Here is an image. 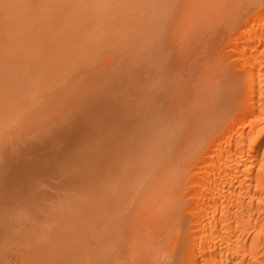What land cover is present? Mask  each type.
Returning <instances> with one entry per match:
<instances>
[{"label": "rangeland", "instance_id": "374dc122", "mask_svg": "<svg viewBox=\"0 0 264 264\" xmlns=\"http://www.w3.org/2000/svg\"><path fill=\"white\" fill-rule=\"evenodd\" d=\"M90 1L93 2V5L90 4ZM96 1L98 2L99 0H96ZM96 1H93V0H89V1L88 0H76V2L75 1L71 2V0H0V115L2 116V117L0 116V123H1L0 126L2 124L7 126L9 123L8 120H12L13 116L18 113L17 111L24 112L26 110V112H27V110L29 109L28 112H31L29 114L30 116L27 117V119H25L26 117L25 118L23 117L21 119V122H20L23 125V122L25 120L26 124H24V125H26V128L29 127L30 125H32V127H33V131L31 129L32 127L29 129V131H31V133L29 131H27L28 132L27 138L24 139L25 136L22 134L23 136L21 138L22 139L21 141L23 144H25L24 146L32 145L34 143H38L39 145L43 144L44 142H46V140H49V139L53 138L55 135H57L59 130H61L59 123L63 122L62 118H65V115L63 116L62 115L63 112L60 111V109L55 106L59 100L60 101L65 100L70 95L74 96L75 95L74 93H76V92H79V94H81V93L86 94L85 91L88 90L87 94H89L88 96H91L90 98H88V99H90V101H88V99H86L88 97L87 94L84 95L85 97L80 95L79 97H77L78 99L75 98L77 103L79 102L78 106L81 105L82 108L87 106L88 108L86 107V109L90 108V110H92L93 109L92 107L96 106V104H94V103L97 102L96 100H98V99H95V95H97V97H100L102 95V97H100L101 99L99 98V100H98L99 103H97V104H101L102 106H104V104L106 105V102L112 103V104L114 103V100H116L114 98H117L115 95H118V93L115 94V92H117L116 89H118V87L116 89H113L112 86H114V87L117 86L116 84H117L118 80L113 81L111 79V77L109 78V76L108 77L106 76L108 79L112 80V83H113L112 86H111L110 80H109L110 84L105 85V83L102 84V82H101L102 85H100L99 81L91 80V79H94L96 77H94L92 75L93 78H91L90 74H92V73L94 74V72L99 70V69H102L101 71H104V70L107 71L104 68H107V69L111 68L112 64H109L110 65L109 67H106L104 65L105 57L109 56V55H107L108 53L116 51L112 54H116V56L118 54L119 55V56H117L118 59H122L121 57L124 56V55L120 56L121 52L120 53L117 52V51H119V49H117L116 46L120 45L119 44L121 42L120 40H122L124 37H125V39L123 41H127L126 40L127 39L126 37H128L127 35H129L130 31L134 32V30L132 28V30L128 29L130 31L125 30L124 34H123V32L117 33L118 28L116 29V27H119V29L121 28L120 25L124 22V21L121 22L123 18H124V20H126L128 22V24H130V22H132L130 27L134 26L133 25L134 19H132V18L137 17L138 18L137 21H139V22L141 21L139 19V17H140L139 15L142 16L141 19L143 18V19H145V21H149L150 26L147 27L148 29L146 28L148 31V34L147 33L146 34L149 35L148 38L150 37V40L154 41L153 45H155V44L156 45L152 46V42H149L147 40L149 43H151L149 46V43L147 44L143 40V45L145 43L146 44H145V46H143L144 50L143 49H141V50L144 51L143 52L144 54L142 53V55L143 56L146 55L145 56L146 58L143 57V59L145 58L143 60L142 55H141V57H140V55L139 56L137 55L138 53H141L142 51L139 52L138 49H136L137 51H135V49H134L133 51H135L136 53L138 52L136 54L137 57H135L136 58L135 61H137V62L133 61L135 58L133 57V55H131L134 58L133 60L130 58L131 61H133V63H130V62L128 63V61H127V63H128V65L133 64L135 67L137 66V68L139 69V66H141V67H142V65L146 66V64L150 61H151V63L154 62L155 64H154V67H152V69L156 68L155 69L156 71L153 70L152 75H150V77L152 76V78L155 80L159 79V81H156V82L161 81L160 83L164 87L162 88V90H159L160 92L165 91L164 89L166 88L167 89L166 94L169 95L172 93L171 92L172 88L170 90V85L172 82L175 81V82L179 83L178 80H180L181 83H183L182 80H185L186 81V82L184 81L185 85L187 83L190 84V82H191V84H193V83L195 85L197 84V90L199 89L198 92H200V88H198V85L203 83V85L205 87H207L208 83H209L210 87L208 86L209 88H206V89L211 91V92H212V90L215 91V93L218 92L217 93L218 96L215 94L217 96L216 100L223 97L220 95H224V97L227 95L225 97L227 99H230L232 96L234 97V94L236 93L235 91H237V89L235 88V85H236L235 81L236 80L233 79L234 78L233 73H231L230 68H229L230 72L228 71L229 73L228 72L226 73V71L224 72V70L228 69V66L224 67V64L226 66V61H224V60H226V59L224 57H221L224 55H220L219 53L222 50L221 53L223 54V45H224L225 40L229 37L228 35H230L232 33V31L237 29V27L241 24V21L246 18L245 16L249 15V12L253 13L252 11H255L256 9H258V7L264 3V0H186V2H185V0H182V1L181 0L180 1L179 0H172V1H170V0L169 1L168 0H150V1L136 0L137 2L134 1L135 3H131V0H130V2H129V0H125V2L124 1L122 2V0L119 2V0H118L115 3H118V4H120L121 2L123 3L124 10L122 8V11L120 9L122 7V5H119V7H120L119 8L118 6H116L117 4L112 2L113 0L112 1L109 0V3H108V0L106 1V3L104 2V0H102L101 2L105 3V4H103V6H102L101 2L97 3ZM114 1H116V0H114ZM175 1H177V4L179 2L178 5L180 7L182 6L181 5L182 2H183V5H188V6L191 5V7L187 8V6H186V8H183L184 9L183 11H185V12H183L182 7H184V6H182L181 10H180L182 12H180L181 14L179 16L178 15L179 11H176L177 14L176 13L174 14L175 10L180 9L179 6L178 7L176 5L174 6V4H176ZM95 2L97 3V5L98 4L100 5V3H101L100 7L102 6L101 7L102 9H99L100 7H98V11H101V12H97V5L95 4ZM109 4H111V5L114 4V6L112 5V7H111V5H109ZM50 7H51V9H50ZM106 7H108V10H106L107 9ZM153 7H155V8H153ZM151 8H153V9L151 10L152 15L150 16L148 13H150ZM173 9H175L173 14L176 15V17L179 16L177 18L174 16L176 18V20H174L173 17H171L173 15V14H171ZM189 9L192 11H189ZM95 10H96V12H95ZM105 10H106V12H105ZM142 10H145L144 11L145 14L143 13ZM148 10H149V12H148ZM102 11H104L103 14H105V13H107V14L103 16ZM125 11L127 12L126 14H125ZM188 11H189V13H188ZM98 13H101V14L98 15ZM146 13L148 15H146ZM185 15H186V17H185ZM93 16L95 17L94 21H93L94 18H92ZM127 16L130 17V19ZM152 16L155 18L153 19ZM182 16H184V17H182ZM178 18H180L179 19L180 21L178 20ZM75 19H77V20H75ZM131 19H132V21H131ZM90 20L93 22H90ZM102 20H103L104 24H107V25L109 24L108 27H110V30L111 29L113 30L112 27H115V29H114L115 31L111 30L112 32L111 31H109L110 33L108 31L107 32L109 33V35L110 34L113 35L114 33H116L117 34L116 38H120V40L117 39L118 42L116 41V38L115 39L113 38V36L115 34L113 36L110 35V37L113 38L112 39L109 37L107 32L106 33L103 32L105 30V25L102 22L98 24V22H100ZM126 21L124 22V24L126 23ZM176 21L178 22V24ZM87 22L93 23V25L90 24L92 27L91 28L89 27V29L87 27L89 23L87 24ZM118 22H120V24ZM142 22H144V21H142ZM184 22H185V24H184ZM83 23H85L86 25H84ZM154 23H156V24H154ZM145 24L148 26V22H146ZM175 24H176V26H175ZM127 25L125 27L129 26V25L128 26ZM157 25H158V27L159 26H162V27H160V28L156 27V30H157V32H156L154 30L155 29L154 26H157ZM101 26L104 27V29L100 28ZM123 27L124 26H122V28L120 29L121 31H124ZM140 27H141V24L139 25V30H141ZM234 27H236V28H234ZM96 28H97V30H95ZM134 28H136V26H134ZM143 28H142V30H144ZM161 28H163V30H160ZM107 29H109V28H107ZM136 29H138V26ZM91 30L97 31V33H94V31L92 32ZM142 30H141V32H144ZM168 30L171 31L172 33L169 32ZM90 32L92 33V35ZM137 32H138V30H137ZM166 32H168V33H166ZM125 33H127L126 36H125ZM105 34H107V35H105ZM120 34H122V37L120 36ZM156 34H158V37L160 36L161 39L157 38ZM159 34H161V35H159ZM44 35L46 36L45 38H44ZM48 35H49V38H48ZM95 36H97L96 40L98 39L96 41V44H97L96 47L93 46V44L95 43V40H94ZM140 36L137 35L138 38ZM174 36L176 37V41H175ZM89 37H90V39H91V37H93L92 40L94 41V43L92 45L89 43L92 41V40L90 41ZM225 37H226V39H224ZM86 38H88L89 40ZM107 39L109 42L111 40L113 41V43L111 42L112 43L111 45H114L115 41H116L115 44L117 43V45L116 46L114 45V47H112L110 45L112 47V51H111V48L108 51H104V49H107V47L109 46L108 45L109 42H107ZM131 39H133V38L131 37ZM142 39H141V42H142ZM130 40L127 42H124V45L126 43L128 44V42L130 43ZM136 40L138 42L140 39L139 40L136 39ZM163 40H165V44H163V42H162ZM85 41L88 42L91 47L93 46L94 49L98 48L97 51L95 49V51H96L95 55H98L99 53L101 54V51H104L103 52L104 54L103 53L101 54L102 55L101 57H103V58H101L100 54H99V58H100L99 60L100 61L99 60L97 61L95 59L98 56L97 57L91 56L92 59H90L89 52H90L91 48L90 49L87 48L88 51L86 50L88 43L86 44L87 46H85ZM101 41H102V43H101ZM123 41H122L121 45L123 44ZM158 41H160V42H158ZM134 42L135 41H133V43ZM175 42H176V45H175ZM140 43H138V45ZM169 43H170V45H173V46H169ZM177 43L179 44L178 48H177ZM104 44H105V46L106 45H108V46H106V48H105ZM215 45H217L219 47L218 48L216 46V48H215L216 51L218 52L219 56L217 55L216 51H213V50H215V49H213L215 47ZM98 46L101 48V51L99 50ZM131 46L128 47V45H127V51L128 52L131 51V50H129V48L130 49L132 48ZM139 46H140V48H143L141 45H139ZM93 47H92V49H93ZM102 47H104V49ZM149 47H152V48L155 47L153 49L154 52L152 53V55H149V54H151L150 52H152ZM167 47H170L169 50L172 49V47H174L175 48V49L173 48L174 52H175V50H177L178 54L179 53L180 54L178 55V54H176V52L173 53V49H172L169 52V56H170L169 57L168 53H167V50H168ZM113 48H116L117 50H115V49L113 50ZM122 48H124V46ZM137 48H139V47H137ZM140 48H139V50H140ZM124 49L126 50V48H124ZM122 50H120V51H122ZM160 50L162 51V53ZM218 50H220V51H218ZM95 51L93 50V53ZM127 51H126V53H128ZM105 53H107V54H105ZM170 53L171 54L173 53V55H174L173 59L175 58V61H177L176 59H178V57H179V59H181V60L178 59L179 61L176 63L177 65L179 64L178 66L175 64V62L173 63L174 66L176 65L177 67L175 66L176 69L173 68L172 72H171V67H173V65H168V64H171L170 62H173V59L172 60L170 59L172 57V55ZM158 54H160V55H158ZM183 54H184V56L181 57ZM216 55L218 57H216ZM147 56H148L149 60L147 59ZM113 58L115 59V55H113ZM126 58H127V56H126ZM137 58H138V60L140 58L141 59L138 61ZM166 58H168V60H166ZM216 58H218V59H216ZM118 59H115V61ZM123 60H124V62H126L125 59H123ZM145 60L148 61L146 64L143 63V61H145ZM167 61H168V63H167ZM216 61H219L218 63L221 64L220 68H219L220 64L217 63V65H216ZM222 61H223V63L224 62L225 63L223 64ZM181 62L184 63V65L181 66L180 65ZM84 63L86 64L85 67L87 66L86 67L87 70L84 68ZM92 63H94V64H92ZM113 63H114V61H113ZM116 63H118V61ZM151 63L147 66L152 65ZM207 64H208V66H207ZM210 64L214 65V66H212V65L211 66L214 67L215 69L211 68ZM81 65H83V66L81 67ZM94 65H96L97 67L96 66L94 67ZM115 65H117V64H115ZM115 65H113V66H115ZM193 65H194V67H193ZM134 66H132V67L134 69H136ZM169 66H171V67H169ZM179 66H181L182 69H183V66H185V68H184L185 71L183 72ZM198 66H200V68ZM74 67H77V68H74ZM92 67L96 68V69H93ZM98 67H100V68L97 69ZM163 67H165V69ZM166 67L168 68V70H166L167 69ZM197 67H198V69H197ZM79 68L83 69V70L85 69L84 70L85 73L80 72L81 70H79ZM88 68H89V70H88ZM91 68H92V72H89L91 70ZM120 69L121 70L122 69L123 70H130L131 68L127 69V65H126V66H122ZM138 69H136V70H138ZM199 69H200V71H199ZM209 69L211 70V72H213L212 69L215 71V72H213L214 75H213V73H210ZM219 69H221L223 71H221ZM136 70H134V71H136ZM145 70H144V68H142L140 70L139 75H137V74L134 75V71H132V70L129 71L131 74L129 72L128 73L130 74L129 76H131L133 74L134 77L137 75V76H141V78H143V76H145V75L147 76V72H145ZM176 70H179V71L177 72ZM108 71H109V69H108ZM163 71L164 72L170 71L172 74L169 73L168 77H169V75H173L172 77L174 79H176V77H177V79L174 80L172 77H169L167 80V78L165 77L166 75L164 74ZM181 71L184 74H181L182 73ZM194 71L196 72V74H195V76H192ZM197 71H199V72H197ZM153 72H154V77H153ZM173 72H175L176 74L178 73L179 75L177 74L178 76H175L176 74ZM118 73H120V72H118ZM148 73H151L150 70L148 71ZM200 73L202 74V77L204 79L201 77ZM120 74L119 75L116 74L115 76H120ZM198 74L200 76H198ZM216 74L218 76L219 75L220 76L216 77L217 76ZM229 74H232L231 76L233 78ZM126 75H128V74H126ZM181 75H182V77L184 75L185 76L189 75V76H186L185 78L190 77L191 79L190 78H189V80L182 79ZM123 76H120V78ZM137 76H136L137 79L136 78H133V79H136L137 81H139L140 78ZM196 76H198V77H196ZM131 77H128V78H131ZM199 77H201L200 79H202L203 82L200 79H198ZM229 77H231V78H229ZM145 78H143V79H145ZM152 78H150V79H152ZM211 78L214 79L213 82H212ZM219 78H221V79H219ZM89 79L92 81L94 86H96V85L101 86V89H98L100 87L97 88V90H99L101 93L97 92V91H96V93L94 92L95 88L93 89L94 86L92 87ZM115 79H119V78H115ZM125 79H126V77H125ZM192 79L195 80L196 82L198 81L199 84H198V82L195 83V81H193ZM121 80L122 79H120V81ZM230 80H232V82H234L235 85H234V83L232 84V82ZM115 81H117L116 84L114 83ZM127 81H129V80H127ZM142 81H144V80H142ZM123 82H124V80H123ZM123 82H121V83H123ZM132 82L134 83L135 81L131 80L130 86H133ZM141 82H140V84H141ZM152 82L150 84H152ZM153 83H155V82H153ZM160 83H158V84L160 85ZM178 83L177 84L175 83V84L177 86L179 84H181V83H179V84ZM88 84H90V85H88ZM123 84H121V85H123ZM128 84H130V83H128ZM145 84H144V86H146ZM158 84L151 87L153 90V88L155 86H157V87H155L156 88L155 93H157V95L160 93V92H157V90L161 86V85L158 86ZM213 84H215V86H217V88L215 86H213ZM142 85H143V83H142ZM104 86H105V89L103 91L102 88ZM140 86L137 85L136 87H138V88H136V87L135 88L139 89ZM147 86H148V84H147ZM150 86L151 85H149L148 87L150 88ZM172 86H173V84L171 85V87ZM177 86H176V90L178 89ZM87 87H88V89H87ZM182 87H185V86L183 85ZM188 87H189V85H188ZM218 87H220V89ZM226 87H228V89ZM145 88L142 87V91H140L139 93L143 92ZM173 88H175V86H173ZM181 88H179L178 90H180ZM189 88L190 89L192 88L191 85ZM194 88H195V86H194ZM90 89L93 90L92 94H91ZM130 89L132 90V88H130ZM82 90H84L83 91L84 93L82 92ZM101 90L103 91V93L105 95L102 93ZM105 90H107V91H105ZM169 90L171 93L168 94ZM173 90H175V89H173ZM201 90H202V87H201ZM207 90H206V92H208ZM132 91H131V93H132ZM148 91L146 89V92H148ZM191 91L194 92V90H191ZM191 91H189V92H191ZM149 92L147 94H149ZM180 92H181V90H180ZM180 92L176 93L175 91H173V93H175L174 94L175 96L173 99L174 101L172 100L173 94H172V96L171 95L166 96V95L162 94V92H161L162 95L159 94V96L161 97L164 95V99L166 100L165 103H168V104H169V102L175 103V97H176V102H177V98H179L178 94L180 96ZM204 92L205 91L203 88L202 93L206 94V92L205 93ZM211 92H209L208 95L206 94V96H209L210 94L213 95ZM93 93L95 95H93ZM98 93H100V94H98ZM112 93H114V94L112 95ZM131 93L129 92V94H127V95H130ZM155 93H153V94L156 96ZM192 93H189V95H191ZM227 93L229 94V96H231V93H233V94L231 97H228ZM68 94H70V95H68ZM145 94L144 93H142V95L140 94V97L136 96L139 94L130 95L129 97H131L132 101L131 100H130V102L126 101V105L124 102L123 103L124 105L122 104V106L117 104V106L119 105L121 107V109L117 110V113L119 112V114H120L121 111L123 113V110H124L125 112L123 113L122 116L123 117H124V115H126V117L129 116V118L124 117L128 120H125L126 121V122H124L125 130L123 129L124 135L126 134L128 137V139L126 137H125V139L131 141V142L128 141V144H126L127 147H126L125 151L129 152V158L125 162V166H126L124 168L125 170L119 169V167H117L118 169H115V170H114V168H111V172L109 174H107V176H105V175L99 176L98 177V183H99L98 185L99 186H97V189L94 191L93 194H92L93 190L91 192V194H92L91 198L92 199H90L88 197L90 192L86 193V195L88 194L86 196V199L88 197L89 201L85 199V196L82 195L81 192H79V193L74 192V191H77L76 188H73L72 190H70L71 187L68 188L64 184L60 185V179L59 178H41V177H39L37 179L29 178L28 180L30 182H33V188L34 189L33 190L29 189V192H27L26 189H28V188L24 186L25 188H23V189L26 191L27 198L29 197V200H27V198H25V195H23V197L26 200L22 197V201L19 202L21 205L24 206V209H22V210H25L29 207V206L27 207V204L29 202L30 203L33 202L30 205H32L34 207L33 204L36 203L35 204L36 205V210H35L36 216L41 215V213L44 214L43 211H46V210H43L41 212V210L44 207L43 203L50 204L52 201L57 200L56 199L57 196H59V195L62 196L61 194L64 192V193L68 194L67 198H65L66 202L72 203L71 201L73 200V204H75L73 209H72L73 211L71 212V214L68 215L69 219H72V221L74 222V225H72L73 222L71 220L67 221V219H68L67 217L63 220V218L60 219V217H56L54 219V217L51 216L53 218L52 219L50 217V214L47 215L50 217V218L47 217L50 220L49 222L45 221L47 218L45 219L43 217V215L41 216L42 220L37 219L39 217L37 216V218H35L36 216L32 215L33 212L31 211L32 213H30V214L36 219V220H34V219H32L33 217H31L29 215V211L32 209L28 208V211L27 210H25V211H26V213L28 212V215L31 218L29 216H27L26 213L21 216V217L25 216L24 218L20 219L21 217H18L20 220L15 218L16 221H15V223L13 222V224L11 225L10 232L7 231V233L4 236H3L4 232L2 234H0L3 237V239L1 238V240H3V241L0 240L2 242L1 245L5 244L4 239L7 236L5 239V241H7L5 244V247L2 246V248L4 247L3 250H2L1 245H0V248L2 250V251L0 250V252H1L0 253V259H1L0 264H13V263H15V264H30L31 262H32L31 264H65V263L66 264H76V263L77 264H101V263L102 264H140V261H139L140 255L145 256V254H147L146 256H149L148 254H150V258L149 257H143L141 259V262H143L144 264H148L149 262H150L149 264H167V263L168 264H175V263H173L174 262L173 261L174 256L170 257L169 256L170 252L167 250L168 248H165V247H167L166 245H169V243H170L168 241H171V240L167 239L168 241L166 240V243L168 242V244L164 245L165 239L162 240V238H161L160 242L161 243L164 242V243H162V244L160 243V245H159L158 244L159 242H156L157 246L155 247L154 246L155 243L154 244H153V242L151 243L152 240H150V242L147 243V241H149V240H146L145 238H146V236L149 237L150 232L148 233V230L149 231L152 230V228H151L152 226H150V225L154 224V222H153V221H155L154 217H156V219H158L162 215V213H164V211L162 212V209H163L162 206L163 205L161 202L170 201L167 199L172 197V196L171 197H169V196L172 194V189H174L173 186H176V184L178 182L175 180H178L180 178V176H179L178 179L176 178L174 180V177H175L174 175L178 174L181 171V168L179 167V165H177V163H178L177 161L182 159V156L185 155L186 152H182L181 154H183V153L184 154L181 155L180 152L183 148L179 147V145H178V147L180 148V150H178L179 151L178 153L176 151H174V149H173V151L176 152V153L172 152V154L175 155L174 159L176 162L175 161L174 162L176 164L174 163V165H172L173 166V168H172L171 163H169V161L172 159L173 156H171L172 154L169 151L173 147L175 148V146L172 147V143H170L171 147H170V145H168L170 139L166 140L168 142H166L167 143L165 145L166 147L163 146V148H162V146L160 147V145H159L160 143H157V141L160 142L164 136H165V138H164V140H165V139H168V138H166L167 135H169V138L170 137L173 138L176 134H177V136H179L181 133L183 134V136L181 134L183 140H182V138H180L179 140L183 141L184 145H185V143L190 142L189 139L190 140L195 139V141H197L198 139L200 140L201 139L200 134L202 135V133L199 132V128H200V130H203L202 132H204V129L209 130V128L211 126H214L213 122L216 124H217V122H220L221 120L219 117H221V115L218 117L219 112H221L222 114L224 113V115L226 114L225 110H227V108L231 107L230 105H228L229 101L231 99L229 101L227 100V102H226L225 98H224L225 100L220 99L221 101H219V100L217 101V104L220 102L218 105L216 104L215 101L213 103L201 102L203 104L202 105L203 108H204V104H209V103L214 104L215 103V105H210V106L214 107L213 109H215V111H217V112H213L214 110H212V108H209V110H207V111H205V110L202 111L203 110L202 109L199 111L200 114L202 115L200 120H198L199 118L197 117V115H200L198 113L196 114V116L194 118L189 119V123L190 122L193 123V125H192V123H191V125L194 129L192 127L191 128H192V130H195L194 132H195L196 137L192 136V138H187L189 136V134H191L193 132V131L191 132L189 130V125H190L189 123H187L189 125L184 123V124H186L185 125L186 127L188 126L187 131L184 128L185 126L182 127V124L180 125V122H178L179 124L177 123L178 126L180 125L186 132H184L181 127L180 128L182 129V131L180 130V128L178 126H176L174 129L175 130L178 129V132L176 134L174 133L173 137L171 136V133H170L171 131L165 135V133H166L165 128H164L165 133L161 134L160 131H163L162 126L165 124L164 121L166 120L163 116V113L165 111V108H167L168 106L167 107L164 106L165 108L163 109V104L161 102H159V100L156 101L157 100L156 98L160 99L158 96H156V98L154 96V98L156 99L154 101V99L151 97V96H153L152 91L150 92L151 95H149L148 97H145L144 96ZM184 94H186V90H185ZM194 94H195V92H194ZM198 94L199 93H197V95ZM46 95H47V98H46ZM107 95L112 100L111 99L107 100ZM165 96H166V98H165ZM167 97L171 98V99H168ZM189 97H191V99L194 98V97L192 98V96H189ZM189 97H187V99ZM27 98H28V100H27ZM91 98L93 101L91 100ZM146 98L148 100L150 98V100H152V101H150V100L148 101V100H146ZM161 98H163V97H161ZM184 98L182 95V99H184ZM207 98H204V100ZM94 99H95V101H94ZM144 99L146 102L144 101ZM164 99H162L163 100L162 102H164ZM182 99H178V101L182 100ZM186 100H185V103L188 102V100H187V102H186ZM193 100L190 104L188 102V104L183 103V105L181 104L183 102V100L181 102L180 101L177 102L180 104V107L182 109L184 107H186V111L184 109H183V111H185L188 116L189 115L191 116L192 113H191V111H188L189 109L187 110V108L190 107V109H192L191 107L194 104L198 105V102H194ZM201 100H203V98H201ZM232 100H233V98H232ZM232 100H231V102H232ZM23 101L25 103H21ZM123 101L124 100H122V102ZM222 101H225L226 103H228L226 105H228L230 107H227L225 105V102L222 103ZM63 102L64 101H62L60 103V105L63 104ZM89 102L92 104H89ZM122 102L120 101V103H122ZM231 102H230V104H231ZM44 103H46V104H44ZM117 103H119V102H117ZM37 104H39V105H37ZM85 104H87V105H85ZM88 104L92 107H90ZM156 104L158 107L161 105L160 108H158V107L157 108L159 110L158 112L160 114V120H162L161 123H163V124L160 125L159 124L160 121H158V123L154 122L152 124V128L156 127L154 124H156V123L159 124V127H158L159 129L157 128L158 129V130L156 129L157 131L152 130L151 133L149 132V134H151V135H149L147 137L145 136L147 142L145 141L144 137H142L141 135H137V137H135V138L133 137V139H131L133 134L135 135V133H134L135 129L138 128V130H139V128H140V126H138V127H136V126L140 124V122L142 121L143 118H144L143 120H146L149 117L148 116L149 114L151 116V113L155 109L154 105H156ZM168 104H166V105H168ZM221 104H222V106H221ZM45 105H47V106H45ZM114 105L115 104H113V107H115ZM140 105H141V109L139 107H136V106H140ZM224 105L227 107L226 109H225ZM26 106L29 108H27ZM100 106L98 108H100ZM207 106H205V107L206 108L210 107V106H208V107ZM37 107H38V110H37ZM33 108H36V109L33 110ZM43 108H45V109H43ZM98 108L94 107L95 110ZM130 108H132V109H130ZM138 108H139V110H137ZM157 108L155 109V111L157 110ZM142 109L144 112V114H143L144 117L141 114L142 117H140L138 119L139 115L137 114V112H139ZM40 110L42 112V115L39 112ZM126 110H127V113H126ZM136 110H137V112H136ZM43 111H45L46 114L43 113ZM148 111H152V112L148 113ZM155 111L153 112V114L157 112V111L156 112ZM37 112H39V113H37ZM188 112H190V113H188ZM32 114H33L34 118H32V116H31ZM159 114L157 113L156 115L158 116ZM183 114H184V112H183ZM11 115H13V116H11ZM43 115H46V116H43ZM36 116H38L39 118L37 117L38 118L37 119ZM154 116L155 115H152V117H154ZM184 116H186V114ZM214 116H216V119ZM145 117H146V119H145ZM217 117L219 119H217ZM124 118H123V120H124ZM154 118L157 119V117H154ZM47 119L52 120L53 123L51 124L50 122H48ZM150 119H152V121H154L153 118H150ZM147 120H146V122H147ZM158 120H159V117H158ZM180 120L181 119L179 118V121ZM216 120H217V122H216ZM218 120H220V121H218ZM30 121H31V123H30ZM136 121H138L139 123ZM35 122H38V123H35ZM41 122H42V124H41ZM113 122H114V120H113ZM168 122H170V121H168ZM176 122H177V119H176ZM209 122H211V123H210V126L207 128L206 124L208 125ZM28 123H29V125H28ZM47 123H50V125ZM126 123H128L129 127H126V126H128ZM4 125H2L3 128H4ZM6 126H5V128H6ZM37 126H39V127H37ZM202 127H205V128L202 129ZM3 128H0V135H1V137L3 135L4 137H2V138L5 139L7 137V135L9 134L10 130H8V128H6V129L4 128L5 129L4 130ZM47 128H48V130H50L49 132H48ZM160 128H162V129L160 130ZM2 129L4 130V132L1 131ZM174 129H172V130H174ZM35 130L37 131L36 133H35ZM149 130H150V128H149ZM179 130H180V133H179ZM45 131L48 134H46ZM118 132H121V131L119 130ZM118 132L115 135L117 137L116 140H121V138L124 137V135L121 134L123 131L119 135H118ZM139 132H140V130H139ZM156 132H159L160 137H162L161 139L158 136L159 134H156ZM2 133H5V134H2ZM186 133H189L188 136H186L187 135ZM131 134H132V136L130 137ZM155 134H156V136L159 137V139L155 140V138H156ZM31 135H32V137H30ZM189 137H191V136H189ZM41 138H43V140H44L43 142L41 141L42 140ZM175 138H176V136L174 137V139ZM176 139H178V138H176ZM199 140H198V143H199ZM123 142H124V139H123ZM143 142H146V143L143 144ZM164 142H162V143H164ZM171 142H173L172 139H171ZM193 143H195V142H193ZM193 143H190L191 147L195 146V145L192 146ZM183 144H181V146ZM173 145H175V144H173ZM184 145H183V147H184ZM196 145H197V143H196ZM2 147H4V145H2ZM178 147H176L175 149H177ZM27 149H28V147H27ZM25 151L26 150H24L23 152H25ZM111 153H114V151ZM119 155L121 156V155H123V153L121 152V153H119ZM119 155H115V157L119 156ZM177 155H179V156H177ZM24 157H25V154L23 153L22 156L19 157V160H22ZM17 160L18 159H16V161ZM111 161H112V159H111ZM170 166H171V168H170ZM174 167H177L176 170L179 169L180 171L177 172L178 170L176 171L174 169ZM167 170H168V172H167ZM172 170H175L177 173L175 171H172ZM173 172H174L173 177L169 176L170 175L169 173L173 174ZM119 173H121V174H119ZM179 175H180V173H179ZM167 176H169V177H167ZM172 178H173V180H172ZM0 180H1L0 181V186H1L0 188H3V184H2L3 178H1ZM93 180L97 181L96 179H93ZM169 180H172L171 183H169L170 182ZM166 181H168V183H166ZM174 181L176 182V184L171 186V184ZM161 182H163V183L161 184ZM36 183L38 184L37 186H36ZM95 183H97V182H95ZM161 185L162 186L164 185V186L162 187ZM168 185H170V186H168ZM30 187L32 188V186H30ZM92 188H93V186H92ZM164 188L166 191V193H165L166 196H164L163 193L161 192V190ZM41 190H43V191H41ZM3 191H4L3 189L2 190L0 189V193H2ZM32 191H33V193H32ZM47 191H49V192H47ZM168 192H170L171 194ZM38 193H39V195L37 196ZM24 194H25V192H24ZM80 194L82 197H79ZM34 195H36L37 197ZM167 195H168V198H166ZM147 196H149V197H147ZM153 196L156 199H154ZM161 197H163V199ZM42 198H44V199H42ZM49 198H50V200H48ZM78 198L80 200H78ZM153 199L155 201H153ZM160 199H162V200L160 201ZM77 200L79 202L83 201L84 204L76 202ZM158 201H160V202H158ZM85 202H88V203H85ZM156 202H158V203L156 204ZM159 203H161V205H159ZM48 204H47V206H49ZM77 204H80V206ZM85 204L87 206H88V204L89 205L91 204V205L87 208V206ZM47 206H45V207H47ZM160 207H162V209ZM30 208H32V207H30ZM151 208H153V209L151 210ZM160 209L162 212L161 214L159 211ZM169 212H171V211H169ZM150 214H152L153 217L150 216ZM171 214L168 213V216L170 217ZM83 215L85 216L84 218H83ZM26 216H27V219H26ZM28 217H29V220H28ZM45 217H46V215H45ZM149 217H151L152 219H150ZM169 217H167V219H169ZM165 218H166V216L164 215L163 220H165ZM170 218H172V216ZM160 219H161V217H160ZM167 219L165 221L170 223L171 221L169 220L170 221L169 222ZM163 220L162 219L158 220V222L155 221V223L157 222L158 224H161L162 226L160 225L159 226L160 228L161 227L165 228V226L167 224ZM159 221L160 222L163 221L164 223L163 224L159 223ZM29 222H34V223H33V225H31L32 223H29ZM67 222H72V224L67 223ZM172 222L170 223V226H172ZM81 224H82V226H81ZM83 225L85 226L84 228H83ZM163 225H164V227H163ZM147 227H149V229ZM156 227H158V226L156 225ZM167 227H166V229H167ZM145 228L147 229L146 232L144 231ZM160 228L157 229L156 233L158 232L157 234L160 233L162 235L164 230H160ZM154 229H155V227H154ZM74 230H76V231H74ZM142 230L145 233H143ZM73 231L75 233L74 236L72 235V234H74ZM67 232H69L70 234ZM152 232H154V231H152ZM66 235L67 236L71 235V236H69V239H68V238H66ZM150 235L153 237V234H150ZM63 236L66 239H64ZM155 236H157V235H155ZM71 237H72V240H71ZM74 237H76V238H74ZM159 237H160V235H158V238ZM161 237H163V236H161ZM150 238L151 237H149L148 239H150ZM17 239H19V240L17 241ZM103 239H105V240H103ZM109 239H110V241H109ZM156 239L157 238H155V240ZM159 240H160V238H159ZM159 240H157V241H159ZM153 241H154V239H153ZM95 242H97L99 244L97 245ZM152 244H153V246L150 247V245H152ZM57 246H58V249L59 248L61 249V251H60V249L57 251L54 250ZM90 249H92V251ZM151 249H152V251H151ZM158 249H159L158 252H160V253H158L157 251L155 253L154 251L158 250ZM89 250H90V252H89ZM93 250H94V252H93ZM58 251H59V253H57ZM91 252H92V254H90ZM95 252L97 253V255ZM114 253H116V254H114ZM94 255H96V256H94ZM98 255H100V257H102L103 260H101L102 259L101 258L100 260L98 259L99 261H97V259H95V258H97ZM104 256L106 257V259H109V260H105ZM135 256H136V258L139 257L137 261H136V258H134ZM151 257H152V259H154V258L155 259L157 258V259L155 261L153 260L154 262H152V261H150ZM72 258H74V259H72ZM145 258H146L148 263L144 261ZM168 260L171 262L169 263ZM134 261H136V262H134ZM71 262H73V263H71ZM143 263H141V264H143Z\"/></svg>", "mask_w": 264, "mask_h": 264}, {"label": "bare ground", "instance_id": "6f19581e", "mask_svg": "<svg viewBox=\"0 0 264 264\" xmlns=\"http://www.w3.org/2000/svg\"><path fill=\"white\" fill-rule=\"evenodd\" d=\"M72 1H75L76 2V0H71V2ZM93 1H96V0H93ZM101 1L102 0H99L98 2L97 1L96 2L99 3ZM106 1L107 0H104L105 3H106ZM110 1H112V0H110ZM117 1L118 0H116V1L113 0L112 2L115 3ZM120 1L121 0H119V2ZM123 1L125 2V0H122V2ZM134 1L137 2L136 0H133V1L131 0V3H135ZM147 1H150V0H147ZM170 1H172V0H170ZM91 2L92 1H90V4L93 5V2L92 3ZM96 2H95V4L97 5ZM122 2L120 4L115 3V4H117L116 6H118V7H119V5H122L121 8L119 7L121 9V11H122V8L124 10L123 3ZM129 2H130V0H129ZM175 2H176V4H174V6L176 5L178 7L179 6L178 5L179 2H178V4H177V1H175ZM185 2H186V0H185ZM101 3H102V6H103V4H105L103 2H101ZM101 3H100V5H101ZM108 3H109V0H108ZM100 5L99 4L97 5V12H101V11H98V7H100ZM109 5H111V4H109ZM112 5L114 6V4H112ZM112 5H111V7H112ZM181 5L184 6V7L181 6L182 7V11L184 10L183 8H186V6H187V8L191 7V5H189V6L188 5H183V2L181 3ZM51 7H50V9H51ZM101 7L99 9H102ZM181 7L179 6V8H180L179 10H175L176 8L173 9V11H172L171 14H173V12L175 10L174 14L176 13V11H179L178 12V15L180 16V14H181L180 12H182V11H180L181 10ZM106 8H107L106 10H108V7H106ZM153 8H155V7H153ZM153 8L150 9V13L151 14L148 13L149 10H148V12L146 11L150 16L152 15V11L151 10ZM106 10H105V12H106ZM142 11L144 13L145 10H142ZM189 11H192V10L189 9ZM189 11H188V13H189ZM95 12H96V10H95ZM103 12L104 11H102V14H103ZM183 12H185V11H183ZM252 12L253 13H250L249 12V15L248 16L247 15L245 16L246 18L244 17L245 19L241 21V24L239 23L240 25L237 27V29H235L236 31L235 30L232 31V33L230 35H228L229 37L227 39H226V37L224 38L226 40H225L224 45H223V54L221 53L222 50H221V52L219 54L220 55H224V56H221V57H224L226 59V60L223 59L224 61H226V66L224 64L225 62L223 63V61H222V63L224 64V67H227L228 66V69L227 70H224V72L226 71V73H227L229 71V68H230L231 73H233V77L234 78L231 76L232 74H229V75L234 80H236L235 81L236 85H235L234 82H232V80H230V81L232 82V84L234 83L235 88L237 89V91H235L236 93L234 94V97L232 96L233 93H231V96L232 97L229 96V94L227 93L228 94V97H231L230 98L231 100L233 98L232 102H231L230 99L225 98L227 95L225 97H224V95H220V96H223V97L220 98L221 100H223L224 98L226 99V102H227V100L228 101L230 100L229 101V104L226 103L225 101H222V103L225 102V105L228 104L231 107L228 106V105H226L227 107H230V108H227L224 105L225 106V109L227 108V110H225L226 111L225 112L226 113L225 115H224V113L222 114L221 112H219L218 117L221 115V117H219L221 121L220 120H218V121H220L221 123L220 122H217V120H216L217 124L213 122L214 126H211L209 128V130L208 129H204V132H202L203 130H200V128H199V132L202 133V135L200 134L201 139L200 140L198 139L199 140V143H198V140L195 141V139L194 140L191 139L192 140L191 141L189 139L190 142H188V143H185L184 142L185 143V145H184L183 144V141L179 140L180 138H182L183 134L181 133L182 136L180 134L179 135L180 137L177 136L176 133L178 132V129L175 130L174 128L176 126H178V124H179L178 122H180V125L182 124V127H184L187 123H189V119L194 118L197 113L200 114L199 111L202 110V109H203L202 111H204V110L207 111V110H209V108H212V110H214L213 112H217V111H215V109H213L214 107H211L210 105H215V103L214 104H211L214 101L216 102V104H217V101L218 100L221 101L220 99H217L216 100V98L218 96V94H217L218 92L215 93V91H213V90L211 92V91H209V90L206 89V88H209L210 85H209V83H208V86L209 87L208 86L205 87L203 85V83H202L203 81H202V79H200L202 77V74L201 73H200L201 77L198 78V79H200L202 81L201 82L202 84L198 85V88H200V92L201 93L198 92L199 89L197 90V84L195 85L193 82H192L193 84H191V82H190V84L187 83L189 85V87L191 85L192 88L190 89L187 84H186L187 86L185 85V82H186L185 80H182L183 83H181V81L178 80L179 83H181V84H179L178 82H175L174 81V80L177 79V77H176V79H174L172 77L173 75H169V77H172L174 79L173 81L176 84L178 83L179 85L177 86L174 82L171 81L172 82V83L170 82L171 85L173 84V86H175V88H173V86L171 87V85L169 84L170 85V90L172 88V91H171L172 93L169 90L168 94L169 93H171V94L167 95L166 94L167 93L166 92L167 89L165 88L164 89L165 91H161L162 94H164L166 96H170V95L172 96V94H173V96H172L173 97L172 100H173L174 99V96H175L174 95L175 93H173V91H175L176 93H179L180 90H181V92H182V93L180 92V96L181 97L178 94V97L179 98H177V102H179V101L181 102L183 100V102L181 103L183 105V103H185V100L187 99V97L192 96V98L194 97L193 98L194 100L191 99V97H189L190 99L189 98L187 99L188 102H189V104L193 100L194 102H198V105H195L194 104L191 107L192 109H190V107L187 106L188 107L187 110L189 109L188 111H191V113H192L191 116L190 115L188 116L187 113L185 112L186 111V107L183 108L185 110V111H183V109L180 107V104L176 102V97H175V103H170L169 101H168L169 104L168 103H165L166 100L164 99V95L161 96L163 98H161L159 96V94L162 95L159 90H162V88L164 86L161 85V83H160L161 81L160 82H156V81H159V79L155 80V79L152 78V76L150 77V75H152V71L156 69V68L152 69V67H154V64L155 63L154 62L151 63V61L148 62L147 60H145L146 62L143 61V63L144 64H146L147 62L148 63L146 64V66L145 65L144 66L142 65V67L139 66V69L137 68V66L135 67L133 64H129L128 65L129 62L130 63H133V61L136 60L135 57H137V55L138 56L140 55V57H141L142 53L144 52L143 51L144 50V47L143 46H145L146 43L148 44L149 42H152V46H155L156 45V44L153 45L154 41L153 40H150V37L148 38L149 35H147L148 34V31H147L148 28L147 27L150 26V23H149V21H145V19H143V18L141 19V17H142L141 15H139L140 16L139 19L141 20L140 21L141 23L139 21H137V19H138L137 17L136 18H132V19H134L133 20L134 21L133 22L134 23L133 25L136 26V28L138 26V29L134 28L133 25H132L133 27H130L132 22H130V24H128V22L126 20H124V18L122 19L121 22H123V21L125 22L126 21V23L124 24V22H123L120 25L121 28H122V26H124L123 27L124 28V31H121L120 30L121 28L119 29V27H116V29L118 28V30H119V31L117 30V33H122L123 32V34H124L125 30L130 31L133 28L134 32L130 31L129 35H127L128 37H126L127 38L126 39L127 41H129L131 39V37L133 38V39L130 40V43L129 42H128V44L126 43L128 45V47L132 45L131 46L132 48L131 49L129 48V50H131V51L128 52L127 51V45L126 44H125L126 46L124 45V42H127V41H123L125 39L124 36H123L124 38L122 40H120V38H116L117 37V34L116 33H114L116 36L114 34H113L114 36L110 34L111 36H113L114 39L116 38V41L117 42H118V40L121 41L119 43L120 45L116 46L117 43L115 44L116 41L114 40L115 41L114 42V45L116 46L117 49H119V51H117V52H119V53L121 52L120 53V56L121 55H124V56L121 57L122 59H118V57H117V56H119L118 54H117V56H116V54H112V53H114L116 51L110 52L108 54L105 53V54H107L109 56L106 55L107 57H105V60H104L105 63H104V65L106 67H109L110 66L109 64H112L111 68H108L109 71H108L107 68H104L107 71H105L104 69H103L104 71H101L102 69H99L100 67H98L97 69H99V70H97V71L94 70L95 71L94 74L93 73L90 74L91 75V78H93L92 75L94 77H96V78L91 79V80L99 81L100 82V85H102L103 83H105V85L110 84L109 82L111 81V86H112V84H113L112 83V80L113 81L114 80H118L119 83L117 81L114 82L115 84L117 82V84H116L117 86H115V87L112 86L113 89H116L118 87V89H116L117 92H115V94L118 93V95H115L117 98H114L116 100H114V103H113V104H115L114 105L115 107H113V104L112 103H107V102H106V105L104 104V106H102L101 104H97V103H99L98 100H99L100 97H102V95L100 97H97V95H95L93 93V95H95V99H98V100H96L97 102L94 103V104H96V106H94V107L95 108H98L100 105L102 107L100 106V108L96 109L97 110L96 111L94 109V107H92V106L89 105V104H92V103L89 102L88 105L90 107H92L93 109L92 108H91L92 110H90V108L89 109H86L87 106L84 107L85 108L84 109V108L81 107V105L78 106V103L79 102L77 103V101H76L75 98L79 97L80 95L81 96L86 95L87 92H88V90L85 91L86 94H82L81 92H80L81 94H79V92L74 93L75 94L74 96L68 94L70 96H68L65 100H62V101H64L63 104L60 105V103L62 101L59 100L57 102V104L55 105L57 108L60 109V111L63 112L62 115L63 116L65 115V118H62L63 119V122L60 121L61 123H59V126L61 127V130H59V132L57 133V135H55L53 138H51L49 140H46V142H44L43 144H40L39 145L38 143H34L32 145H26L28 147V149H27L26 146H24L25 144L22 143V141H21L22 139L21 138H22L23 135L25 136L24 139L27 138V133H28L27 131H29V129L32 127V125H30L29 127L26 128V125H24V124H26L25 120L23 122V125L20 122H21V119L23 117L24 118L26 117L25 119H27V117L30 116L29 114L31 112H28V110H29L28 109L27 112H26V110L25 111L23 110L24 112L17 111L18 113L17 112L16 113L18 115L17 114H15L14 116L11 115V116H13V118H12V120H8V122H9L8 125L6 126V125L2 124V125H4V128L6 126V128H8V130H10L9 134L7 135V137L5 139L2 138V137H4L3 135H2V137L0 135V179L3 178V180H2L3 188H0V189L1 190L2 189L4 190L2 193H0V234H2L4 232V234H3V236H4L7 233V231L10 232L11 225L13 224V222L15 223V221H16L15 218H17L18 220L24 218L25 216H23V217H21V216L26 213L25 210L28 211V208L29 209H32V210L29 211V215L31 217H33L32 215L36 216V212H35V210H36V205L35 204L36 203L33 204L34 205V207H33L32 205H30L33 202H31V203L30 202L29 203L27 202L28 203L27 204V207L28 206L29 207L27 209H25V210H22V209H24V206L19 203L20 201H22L23 195H25V198H27L26 191L29 192V189H31V190L34 189L33 188V182H30L28 180L29 178H35V179H37L39 177H41V178H59L60 179V185L64 184L68 188L71 187L70 190H72L73 188H76L77 191H74V192H78V193L81 192L82 195L85 196V199H86V196L88 195V194L86 195V193H89L90 192L88 197L90 199H92L91 198L92 197V194L97 189V186H99L98 185L99 184L98 183V177L99 176H101V175L107 176V174H109L111 172V168H114V170L115 169H118L117 167H119V169H124L126 167L125 166V162L129 158V152H126L125 151L126 150V147H127L126 144H128V141L129 140H126L125 139V137L127 139H128V137H127L126 134L124 135V130H125L124 122H126L125 120H128L126 118H129V116L126 117V115H124V117H126V118H124L122 115H123V113L125 111L123 110V113L121 111V113L119 114V112L117 113V110L121 109L120 106H122V104L124 102H125V105H126V101H129L130 102V100H131V97H129L130 95L139 94V95H136V96H139L140 97V94L142 95V93H144V94L146 93L144 96L145 97H148L149 95H151L150 92L152 91V95L153 96H151V97L154 99V101L156 99H157L156 101L159 100V102H161L163 104V109L165 108L164 106H166V107L168 106L167 108H165V111L163 110L164 111L163 116L166 119L164 121L165 122V124H164L165 126L164 125H163L164 127L162 126L163 129L160 128V130L162 129L163 131H164V128H165L166 133H165V131L164 132L163 131H160V130L159 131L161 132V134H164L165 133V135L168 132L171 131L170 132L171 133V136L173 137L174 136V133H175L176 134L175 135L176 138H178V139H176V138L174 139L175 136L173 138H171V137L169 138V135H167L166 138H168V139H165L164 140V138H165V136H164L163 139H162L163 141L161 140L162 142L165 141L164 143H162L161 141L160 142L157 141V143H160L159 144L160 147L162 146V148H163V146H165L167 144L166 142H168L166 140H169L170 139V141L168 143V145H170V147H171V144L170 143H172V147L175 146V148L178 147V145H179V147H181L183 149L185 148L184 150L183 149L181 150L180 154L182 152H186V153H185V155H183L184 153L181 154V155H183L182 156V159H180L179 161H177L178 162L177 165H179V167L181 168V171L179 169H177L178 171L176 170V168L178 167L177 165H176L177 167H174V169L177 172L180 171L179 172L180 175H179V173L176 174L177 172L175 170H172V171H175L176 172L175 174L177 176L174 175V172H173V174L169 173L170 174L169 176H171V177H173V175L175 176L174 177V180L176 178L178 179L179 176H180V178L178 180H175V181H178L177 184H176L175 181H174L175 183L173 182L171 184V186L172 185H175V184H176V186H173L174 189H172V194L170 192H168V193L171 194L169 197L172 196L171 198L167 199V200H170V201L161 202L162 205H163L162 206L163 209H162V207H160V208L162 209V212L164 211V213L161 212V209L159 210L160 211V214L162 213V215L160 216L162 220L164 219V215L166 216V218H165V220H166L167 217H169L168 216V213H170V214L172 213L173 214V215L171 214L172 218H170L171 217L170 216L169 219H167L168 221L169 220L171 222L173 221L172 222V226H170V223H171L170 221H169L170 223H168L165 220H163V221H165V223L167 225L165 226V228H162V227L160 228L159 226L161 224H158L157 223L158 220H161L160 217L158 219H156V217H154L155 218V221H157V222L155 223V221L152 220L154 222V224H151L152 222L150 223L151 224L150 226H152L151 227L152 230H150V231L148 230V233L150 232V234H153V237L149 234V237H151V238L148 239L149 237L146 236L145 239L146 240H149V241H147V243H149L150 240H152L151 243L152 242H153V244L155 243L154 246L156 247L157 246L156 242H159L158 244L160 245L161 238H162V240L165 239L164 240L165 243L162 242V243H164V245H166V244H168V242H170L171 244L169 243V245H166L167 247H165V248H168L167 250L171 254V255L169 254L170 257H173L174 256L173 257V261H174L173 263H175V264H264V3L261 4L258 7V9H256L255 11H252ZM126 13L127 12L125 11V14ZM147 13H146V15H148ZM99 14H101V13H98V15ZM106 14L107 13L103 14V16L106 15ZM174 14L171 17H173V19L176 20V18L179 17V16L176 17V15H174ZM182 17H184V16H182ZM185 17H186V15H185ZM92 18H94L93 19V21H94L95 20V17L93 16ZM128 18L130 19V17H128ZM152 18L154 19L155 17L152 16ZM132 19H131V21H132ZM179 19L180 18H178V20ZM75 20H77V19H75ZM103 20L100 21V22H98V24L101 23V22L103 23ZM93 21L90 20V22H93ZM142 21H144V22H142ZM146 22H148V26L145 24ZM88 23L89 22H87V24ZM118 23L120 24V22H118ZM139 23L141 24V27H140L141 30L144 27L143 28L144 30H142L144 32H141V30H139V25H140ZM83 24L86 25L85 23H83ZM90 24L93 25V23H89L88 26H87L88 29H89V27L90 28L92 27ZM154 24H156V23H154ZM177 24H178V22H177ZM184 24H185V22H184ZM104 25H105V30L103 32L106 33L107 31L109 32V31L112 30V29L110 30V27H108L109 24L108 25L107 24H104ZM126 25L128 27H125ZM102 26L100 28H103L104 29V27H102ZM175 26H176V24H175ZM154 27H155V29L154 28L153 29L157 32L156 27H158V25L157 26H154ZM160 27H162V26H159L158 28H160ZM107 28H109V29H107ZM112 28H113L112 31H115L114 30L115 27H112ZM234 28H236V27H234ZM128 29H130V30H128ZM95 30H97V28ZM137 30H138V32H137ZM160 30H163V28H161ZM108 32H107V34L109 35L110 32L109 33ZM169 32H171V31H169ZM94 33H97V31H94ZM166 33H168V32H166ZM107 34H105V35H107ZM126 34L127 33H125V36H126ZM91 35H92V33H91ZM110 35H109V37H110ZM137 35L140 36V37L138 38ZM156 35H157V38H160V36L158 37V34H156ZM159 35H161V34H159ZM120 36L122 37V34H120ZM45 37L46 36L44 35V38ZM96 37L97 36L94 37L95 38L94 39L95 40V43L92 40L93 37H91V39L89 37L90 41L92 40L91 41L92 43L91 42H89V43L91 45L94 43L93 44L94 47H96V45H97L96 44V41L98 39L96 40ZM48 38H49V35H48ZM110 38H112V37H110ZM86 39H88V38H86ZM136 39H138V40L140 39V40L137 42ZM141 39H142V42H141ZM143 40L146 42L144 45H143ZM86 41H85V46L88 45L86 47V50H87V48H89V49L91 48L90 49V52H89L90 59H92L93 56L94 57L95 56L96 57L98 56L97 58H95L98 61L100 59L99 58V54L100 53L98 55H95L96 54V51L98 50V48L97 49L95 48L96 49V51H95L94 47L92 46L93 47V49H92V47L90 46V44L88 42H86ZM102 41H101V43H102ZM122 41H123V44L121 45ZM133 41H135V42L133 43ZM175 41H176V37H175ZM107 42H109L108 39H107ZM111 42L113 43V41L111 40L108 43L109 46L112 44ZM158 42H160V41H158ZM162 42H163V44H165V40H163ZM138 43H140L139 45H141L143 48H140V46L138 45ZM170 43H169V46H173V45H170ZM150 44L151 43H149V46H150ZM108 45H106V46H108ZM114 45H111V46L114 47ZM175 45H176V42H175ZM104 46H105V44H104ZM106 46H105V48H106ZM111 46L109 48L107 47V49H104V47H102V48L104 49V51H108L111 48V51H112V47ZM123 46H124V48H126V50L124 48H122ZM216 46L217 45H215V47L213 49H215ZM137 47H139L140 50ZM174 47H172V49ZM178 47H179V44L177 43V48ZM116 48H113V50L114 49L117 50ZM149 48L152 51V52H150L151 54H149V55H152V53L154 52L153 49L155 47L154 48L149 47ZM169 48L170 47H167V49H168L167 50L168 56H169V52L172 50V49L169 50ZM134 49H135V51H137L136 49H138L139 52L140 51H142V52L141 53H138L137 52L138 53L137 54L135 51H133ZM141 49H143V50H141ZM174 49H173V53L176 52V54H178V51L175 50V52H174ZM93 50L95 51L94 53H93ZM99 50L101 51V48L100 47H99ZM120 50H122V51H120ZM104 51H101V54ZM126 51L128 53H126ZM213 51H216V49L213 50ZM218 51H220V50H218ZM161 53H162V51H161ZM173 53L172 54L170 53L172 55V57L170 58L171 60L174 57ZM101 54H100V57L102 56ZM127 54L128 55L130 54V55L128 56ZM160 54H158V55H160ZM113 55H115V59H118V60L115 61V59L113 58ZM131 55H133V57L135 59ZM217 55H218V52H217ZM217 55H216V57L219 56V55L218 56ZM126 56H127V58L128 57L129 58L127 59ZM145 56L142 55V59ZM183 56H184V54L181 57H183ZM101 58H103V57H101ZM130 58L132 60L133 59L134 60L131 61ZM123 59H125L126 62H124ZM147 59L149 60L148 56H147ZM178 59H179V57H178ZM178 59H176L177 61H175V58H174L173 59V62H170L171 64H168V65H173V67L169 66V67H171V72L173 71V68L176 69V67L179 65V64L177 65L176 63L179 60H181V59H179V60ZM216 59H218V58H216ZM137 60H138V58H137ZM166 60H168V58H166ZM113 61L117 65H115L113 63ZM117 61H118V63H116ZM127 61H128V63H127ZM135 62H137V61H135ZM174 62L177 65V66L175 65L176 67L173 64ZM218 62L219 61H216V65H217ZM150 63L152 65L147 66ZM167 63H168V61H167ZM92 64H94V63H92ZM208 64H207V66H208ZM218 64H220V63H218ZM85 65L86 64L84 63V68L86 69L87 66L85 67ZM113 65H115L116 67L113 66ZM126 65H127V69H130L131 68L130 70H132V71L138 69V70H136L137 72L134 71V75L135 74L139 75L140 70L142 68H144V70L146 69L145 72H147V76L145 75V76H143V78L146 77L147 79L146 78L143 79V78H141V76H137L136 75L137 77L140 78L141 81L144 80V81L141 82L140 80L137 81L136 80L137 79L136 76L134 77L133 74L131 75L132 77L129 76L131 74L129 72L130 70H123V69L121 70L120 69L122 66H126ZM131 65L134 66L136 69H134ZM180 65L181 66L184 65V63L181 62ZM211 65L212 64H210V66ZM82 66L83 65H81V67ZM95 66L96 65H94V67ZM181 66H179V67L182 69ZM212 66H214V65H212ZM212 66H211V68H214ZM193 67H194V65H193ZM198 67L200 68V66H198ZM198 67H197V69H198ZM220 67H221V64H220L219 68ZM74 68H77V67H74ZM80 68H79V70H81L80 72H84L85 69L83 70V69H80ZM92 68H91V70L89 72H92ZM163 68L165 69V67H163ZM184 68H185V66H183V69H182L183 72L185 71ZM93 69H96V68H93ZM88 70H89V68H88ZM149 70H150L151 73H148ZM166 70H168V68ZM219 70H221V69H219ZM176 71L178 72L179 70H176ZM195 71H194V73H193L192 76H195V74H196ZM199 71H200V69H199ZM199 71H197V72H199ZM212 71L215 72L213 69H212ZM221 71H223V70H221ZM118 72H120L121 74L118 73ZM165 72H164V74L166 76L165 75L164 76L168 80V78H169L168 77V74L169 73L172 74V73L170 71H167L166 72L167 74H166ZM183 72L181 74H184ZM213 72H211V70H210V73H213ZM173 73H175V72H173ZM116 74L117 75L120 74V76H123V75L125 76L126 74H128V75L125 76L126 77V79H125L124 76L121 77V78H120V76H115ZM177 74L175 76H178L179 75V74L178 75ZM200 75L198 74V76H200ZM213 75H214V73H213ZM106 76L107 77L109 76V78L111 77L112 80L111 79H108ZM127 76L128 77H131V78H128ZM186 76H189V75H186ZM186 76L184 75L182 77V75H181V78L182 79L189 80L190 77L189 78L187 77L188 78L187 79V78H185ZM198 76H196V77H198ZM219 76L217 75L216 77H219ZM153 77H154V72H153ZM231 77H229V78H231ZM115 78H119V79H115ZM133 78H136V79H133ZM150 78H152L154 81L152 79H150ZM120 79H122V80L120 81ZM211 79H212V82H213L214 79L213 78H211ZM219 79H221V78H219ZM91 80H90V82H91V85L93 87L94 84L92 83ZM123 80H124V82H123ZM127 80H129V81H127ZM131 80L132 81L134 80L136 82V83L135 82L134 83L132 82V85L133 86H130L131 85ZM152 81L155 82V83H153ZM193 81H195V80H193ZM101 82H102V84H101ZM121 82H123L124 84L121 83ZM140 82H141V84H140ZM151 82H152V84H150ZM197 82L195 81V83H197ZM128 83H130V84H128ZM142 83H143V85H142ZM158 83H160V85L162 87ZM121 84H123V85H121ZM144 84L146 86H144ZM147 84H148V86L151 85L150 88L152 86L158 84V86H160L161 88L159 87L158 90H157V92H160V93L158 95H157V93H155V90H156L155 87H157V86H155L153 88V90H154L153 91L152 88L150 89L147 86ZM198 84H199V82H198ZM88 85H90V84H88ZM100 85H96V86L93 87V89L95 88L94 89V92L95 93H96V91L97 92H100L99 90H97L98 87H100L98 89H101V86ZM135 85L136 86L137 85L138 86L141 85L143 88H145V87L146 88L144 89L143 92L139 93L140 91H142V87L140 86L139 87L140 90H139V89H136L138 87H136ZM183 85L186 88L185 87H182ZM193 85L195 86V88H194ZM176 86H177L178 89L181 88V87L183 89L182 88L180 90L177 89L178 90L177 91L176 90ZM213 86H215V84H213ZM201 87H202V90H201ZM215 87L217 88V86H215ZM130 88H132L133 91ZM203 88H204V91L205 92H206V90L208 91V92H206L207 95L209 94V92H211L213 95L210 94L209 96H206V94H203L202 93L203 92ZM218 88L220 89V87H218ZM226 88L228 89V87H226ZM87 89H88V87H87ZM102 89L104 91L105 86ZM146 89H147V91L148 90L149 91L151 90L150 92L148 91L149 94H147L148 92H146ZM173 89H175V90H173ZM185 90H186V94H184L185 93ZM188 90L189 91L194 90L195 94H194L193 91L189 92ZM83 91L84 90H82V92ZM92 91L93 90H91V94H92ZM103 91H102V93H103ZM105 91H107V90H105ZM131 91H132L133 94L131 93ZM129 92L131 94L130 95H127V94H129ZM188 92L189 93H192L193 92V93L191 95H189ZM100 93H98V94H100ZM153 93H155L156 96H158L160 99L156 98V96ZM197 93H199L200 95L199 94L197 95ZM113 94L114 93H112V95ZM88 95L89 94H87V96ZM182 95H183V98L185 97L184 99H182ZM154 96H155L156 99L154 98ZM166 96H165V98H166ZM90 97L91 96H88L86 99H88ZM46 98H47V95H46ZM201 98H203V100H201ZM204 98H207V99L204 100ZM95 99H94V101H95ZM108 99H111V98H109V96L107 95V100ZM162 99H164V102H162L163 101ZM168 99H171V98H168ZM178 99H182V100H179L178 101ZM27 100H28V98H27ZM91 100H92V98H91ZM122 100H124V101L122 102ZM146 100H148V99L146 98ZM149 100H150V98H149ZM187 100H186V102H187ZM88 101H90V99H88ZM120 101L122 103H120ZM144 101H145V99H144ZM150 101H152V100H150ZM117 102H119V103H117ZM188 102L185 103V104H188ZM201 102H204V103L205 102H211V103L204 104V108H203V106H202L203 104ZM230 102H231V104H230ZM21 103H25V102L23 101ZM44 104H46V103H44ZM117 104H119L120 106L118 105L119 106L118 107ZM166 104H168V105H166ZM37 105H39V104H37ZM47 105H45V106H47ZM85 105H87V104H85ZM207 105L210 106V107H208ZM154 106H155V109L158 107L157 104L154 105ZM160 106L158 108H160ZM205 106H207L208 108H206ZM221 106H222V104H221ZM136 107H139L141 109V105L140 106H136ZM27 108H29V107H27ZM139 108L137 110H139ZM158 108L156 110L157 112L155 111V109L153 110V112L154 111L156 112L154 114H153L152 111H148V113H151V112L152 113H151V116H150V114L149 115L147 114L149 116L148 117L149 119L147 118L148 120L145 117V119L147 120V122H146V120H143L144 118L143 119L141 118L142 121L140 122V124L142 126L140 124L136 126V127L140 126V128H139L140 132H139L138 128L135 129L134 133H135L136 136L132 133L133 136H132V134L130 135V137L132 136L131 139H133V137L134 138L137 137V135H141L142 137H144L145 141L147 142L146 137L149 136V135H151V134H149V132L151 133L152 130L153 131H157L159 129L158 128L159 127V124L162 125L163 123H161L162 120H160V114L158 112L159 111ZM34 109H36V108H33V110ZM43 109H45V108H43ZM130 109H132V108H130ZM37 110H38V107H37ZM137 110H136V112H137ZM140 111L137 112V114L139 115L138 119L140 117H142V115L144 114L143 109L140 110ZM39 112L42 115L41 110ZM39 112H37V113H39ZM183 112H184V114H183ZM43 113H45V111H43ZM126 113H127V110H126ZM157 113L159 114L158 116L156 115ZM188 113H190V112H188ZM185 114H186V116H184ZM152 115H155L154 117H157V119L154 118V117H152ZM31 116H32V118H34L33 117V114ZM38 116H36V118ZM43 116H46V115H43ZM216 116H214L215 119H216ZM143 117H144V115H143ZM158 117H159V120H158ZM197 117L196 118L198 120H200L201 117H202V115L201 114L200 115H197ZM218 117H217V119H219ZM123 118H124V120H123ZM150 118H153L154 121H152V119H150ZM179 118L181 119L180 121H179ZM176 119H177V122H176ZM47 120L51 124L53 123L52 120H50V119H47ZM113 120H114V122H113ZM138 121H136V122H138ZM158 121H160L159 124H157ZM168 121H170V122H168ZM154 122H157L156 124H154L156 127L152 128V124ZM30 123H31V121H30ZM35 123H38V122H35ZM50 123H47V124L50 125ZM184 123H186V124H184ZM191 123L192 122L189 123L190 125L189 124H187V125H189V130L191 132L193 131L192 133L194 135L192 133L191 134L186 133L187 134L186 136H188V134H189V136H191V137L188 136L187 138H192V136L196 137L195 136V132H194L195 130H192L193 123H192V125H191ZM210 123L211 122H209L208 125L206 124L207 128L210 126ZM41 124H42V122H41ZM126 124L128 125V123H126ZM28 125H29V123H28ZM180 125L178 126L179 128L181 127ZM1 126H0V128H3V126L2 127ZM37 127H39V126H37ZM126 127H129V125L126 126ZM149 128H150V130H149ZM181 128H180V130L182 131L183 128L182 129ZM184 128L187 131L188 126L187 127L185 126ZM203 128H205V127H202V129ZM3 129L1 131L4 132L5 129L4 130ZM31 129L33 131V127ZM172 129H174V130H172ZM47 130H48V128H47ZM119 130L121 132L122 131L123 132L122 133L121 132H118ZM180 130H179V133H180ZM49 131L50 130H48V132ZM183 131L186 132L184 129H183ZM29 132L31 133V131H29ZM36 132L37 131L35 130V133ZM117 132H118V135L120 133L122 135H124V137L121 138V140H116L117 137L115 135H116ZM2 134H5V133H2ZM46 134H48V133L46 132ZM156 134H159V132H156ZM156 134H155V136H156ZM158 136L160 137V134ZM158 136H156L155 140L159 139ZM30 137H32V135ZM43 138H41L42 139L41 140L42 142L44 141ZM161 138L162 137H160V139ZM123 139H124V142H123ZM171 139L173 140V142H171ZM182 140H183V138H182ZM129 142H131V141H129ZM146 142H143V144H145ZM193 142H195V143H193ZM180 143L183 144L184 147H183V145L181 146ZM190 143H193L192 146H194V145L195 146L194 147H191ZM196 143H197V145H196ZM173 144H175V145H173ZM2 145H4V147H2ZM9 147L10 148L12 147V148L10 149ZM179 147L177 149H175L174 147L172 149L170 148L171 150L169 149L170 150L169 152L171 154H172V152L173 153H176V152L178 153L179 152L178 150H180ZM173 149L176 152H174ZM24 150H26V151L23 152ZM113 151H114V153H111ZM121 152L123 153V155L120 156L119 153H121ZM23 153L25 154V157L22 160H19V157L22 156ZM115 155H119V156H116L115 157ZM171 156H173V157L170 160L171 162L169 161V163H171V166H172V165H174V163L176 161L174 159V156L175 155L172 154ZM177 156H179V155H177ZM16 159H18V160L16 161ZM111 159H112V161H111ZM171 166H170V168H171ZM172 168H173V166H172ZM167 172H168V170H167ZM119 174H121V173H119ZM169 176H167V177H169ZM93 179H96L97 181H94ZM172 180H173V178H172ZM172 180H169L170 181L169 183H171ZM95 182H97V183H95ZM162 183L163 182H161V184ZM166 183H168V181H166ZM37 185L38 184L36 183V186ZM24 186L28 188V189H26V191L23 189V188H25ZM30 186H32V188ZM92 186H93L94 189L92 188ZM168 186H170V185H168ZM92 190H93V192H92ZM41 191H43V190H41ZM24 192H25V194H24ZM47 192H49V191H47ZM91 192H92V194H91ZM161 192L163 193L164 196H166L165 195V193H166L165 188L162 189ZM32 193H33V191H32ZM38 195H39V193L37 194V196ZM61 195L62 196H60V195L57 196L56 197L57 200L52 201L50 204L43 203L44 204V207L41 210V212L43 210H46V211H43L44 214L41 213V215H37L39 218H37V216L35 218L41 219V216L43 215V217L45 219L47 217L50 218L51 216H53L54 219L56 217H60V219L63 218V220H64L67 217L68 218L67 221H70V220L72 221V219H69L68 215L71 214V212L73 211L72 209H73V207H74L75 204H73V200L71 201L72 203H69V202L67 203L66 202L65 198H67V195H68L67 193H64L63 192ZM34 196H36V195H34ZM79 197H82L81 194L79 195ZM88 197H87L86 200L89 199ZM147 197H149V196H147ZM161 198L163 199V197H161ZM166 198H168V195H167ZM42 199H44V198H42ZM154 199H156V198L154 197ZM154 199H153V201H155ZM162 199H160V201ZM27 200H29V197L27 198ZM48 200H50V198ZM78 200H80V199L78 198ZM78 200L76 202H79ZM160 201H158V202H160ZM158 202H156V204ZM79 203H83L84 204L83 201L82 202H79ZM85 203H88V202H85ZM161 203H159V205H161ZM47 204L49 206H47ZM77 205L80 206V204H77ZM90 205L89 204H88V206L86 205L87 208ZM45 206H47V207H45ZM30 207H32V208H30ZM152 209L153 208H151V210ZM169 211H171V212H169ZM30 213H32V215ZM26 214H27V216H29L28 215V212ZM49 214H50V217L47 216ZM45 215H46V217H45ZM27 216H26V219H27ZM150 216L153 217L152 214H150ZM18 217H21V218L19 219ZM29 217H28V220H29ZM84 217L85 216L83 215V218ZM35 218L33 217L32 219L36 220ZM149 218L152 219L151 217H149ZM47 219L45 221L49 222L50 220L49 219L47 220ZM163 221L162 222L159 221V223H162L163 224L164 223ZM72 222H67V223H71L72 224ZM29 223H32L31 225H33L34 222H29ZM72 225H74V222H73ZM156 225L158 227H156ZM81 226H82V224H81ZM84 227L85 226L83 225V228ZM149 227H147V228L149 229ZM154 227H155V229H154ZM163 227H164V225H163ZM166 227H167V229H166ZM159 228H160V230H164L163 233H162V235L160 233L157 234L158 232L156 233L157 229H159ZM74 231H76V230H74ZM74 231H73V233H74ZM144 231L146 232L147 229L145 228ZM152 231H154V232H152ZM142 232H143V230H142ZM145 232H143V233H145ZM67 233H69V232H67ZM72 235L74 236L75 233L72 234ZM155 235H157V236H155ZM158 235H160V237H159L160 240L158 238ZM69 236H71V235H69ZM69 236L66 235V238L69 239ZM161 236H163L164 238L161 237ZM6 237H5V239H6ZM1 238L3 239L2 235H0V240H1ZM63 238L66 239L64 236H63ZM74 238H76V237H74ZM155 238H157V239L155 240ZM5 239H4V242L6 244L7 241H5ZM153 239H154V241H153ZM167 239L168 240H171V241H168ZM18 240L19 239H17V241ZM71 240H72V237H71ZM103 240H105V239H103ZM157 240H159V241H157ZM166 240L168 241L167 243H166ZM1 241H3V240H1ZM1 241H0V245L2 243ZM109 241H110V239H109ZM95 243L97 245L99 244L97 242H95ZM5 244L1 245V248H2V246L5 247ZM153 244L150 245V247L153 246ZM4 247L2 248V250L4 249ZM1 248H0V250H1ZM59 249H58V246H57L54 250L57 251ZM152 249H151V251H152ZM90 250L92 251V249H90ZM90 250H89V252H90ZM60 251H61V249H60ZM156 251L158 252L159 249L158 250H155L154 252L156 253ZM93 252H94V250H93ZM57 253H59V251ZM158 253H160V252H158ZM90 254H92V252ZM114 254H116V253H114ZM96 255H97V253H96ZM96 255H94V256H96ZM146 255L147 254H145V256L144 255L143 256L140 255V258L139 257L136 258V256H135L134 258H136V261L139 258L140 259L139 261H140V264H141V263H143V262H141V259L143 257H149L150 258V254H148L149 256H146ZM101 258L102 257H100V255H98V257L95 258V259H97V261H99ZM72 259H74V258H72ZM151 259H152V257H151ZM151 259H150V261L154 262L157 258L156 259L154 258L152 260ZM101 260H103V258ZM105 260H109V259H106V257H105ZM136 261H134V262H136ZM144 261L147 262L146 258H145ZM171 261H169V263ZM71 263H73V262H71ZM13 264H15V263H13Z\"/></svg>", "mask_w": 264, "mask_h": 264}]
</instances>
